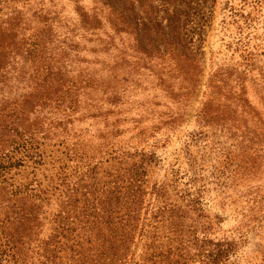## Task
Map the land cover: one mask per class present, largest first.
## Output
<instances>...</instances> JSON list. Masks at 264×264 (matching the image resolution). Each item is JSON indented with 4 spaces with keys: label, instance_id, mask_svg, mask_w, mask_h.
Listing matches in <instances>:
<instances>
[{
    "label": "rangeland",
    "instance_id": "1",
    "mask_svg": "<svg viewBox=\"0 0 264 264\" xmlns=\"http://www.w3.org/2000/svg\"><path fill=\"white\" fill-rule=\"evenodd\" d=\"M0 35V264H264V0H0Z\"/></svg>",
    "mask_w": 264,
    "mask_h": 264
},
{
    "label": "trees",
    "instance_id": "2",
    "mask_svg": "<svg viewBox=\"0 0 264 264\" xmlns=\"http://www.w3.org/2000/svg\"><path fill=\"white\" fill-rule=\"evenodd\" d=\"M0 37H1V40H3V37L1 35H0ZM13 40H14V36L12 35L11 38L9 39V41H13ZM1 42L2 41H0V43ZM40 43H41V41H40ZM33 45L37 46L38 44L36 42H34ZM18 47H20V40H19V43L17 45V48ZM42 49L37 50V51L38 52H41ZM0 50H2V49H0ZM3 64L4 63H2V65ZM2 65L0 64V66H2ZM98 66L97 65H94L90 61H87V62L85 61L84 64H83V66L81 68H78V67L77 68L80 69L79 72L86 73L87 76H89L90 74H92L91 84H93V82H96L97 85H94V88H97V86H99L101 88V91L102 92H104V91L107 90L112 96H114V95H117L118 94V92H116L115 89H118L120 91L127 90L126 89V85H123V83L126 81V78L123 77L124 76V73L121 72V73H119L120 75L114 74V73H109L108 74V77H109L108 80H106V81H100L97 78V76H98V70L96 68H94V67H98ZM73 69H75V68H73ZM57 73L60 74V70H58ZM121 74H123V76H121ZM139 75L146 76L148 74H146V73H139ZM60 77H61V79H65L66 78V77H62L61 75H60ZM133 77L135 78V76H133ZM137 79L140 80L139 77H137ZM121 82H122V86H123L122 88H123V90H121V88H120V83ZM61 85L63 86V84H61ZM226 93H228V92H226ZM124 94L125 93H123L122 95H119V97H121V99H123ZM116 97H118V96H116ZM2 99H4V98H2ZM8 102L9 101H7L6 103H8ZM5 106H6V104H1V102H0V109L5 108ZM7 116H11V114H9ZM259 117L261 118V120L260 119L254 120L253 123L260 129L259 132H258V134H260V135H262L264 137V126H261L262 125V122L264 123V116H262V114L259 113ZM169 122L175 123L176 122V118L175 117H170L169 118ZM5 123H6V120H5V118H3L2 122H0V127L3 126V125H5ZM26 217L28 218V220H26L27 222H23L21 225H26L28 227V225H29V223H30L31 220H30V217H28L27 215H26ZM214 255H216V256L220 255V251L217 250ZM185 259H187V258H185ZM218 259H220V258H218ZM183 262L184 261H179V259L176 260V263L177 264H183ZM203 264H215V262L214 261L213 262L208 261V262H204Z\"/></svg>",
    "mask_w": 264,
    "mask_h": 264
}]
</instances>
